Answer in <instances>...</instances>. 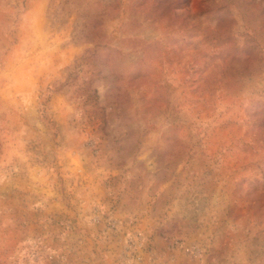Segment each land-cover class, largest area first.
Here are the masks:
<instances>
[{
  "label": "rangeland",
  "instance_id": "374dc122",
  "mask_svg": "<svg viewBox=\"0 0 264 264\" xmlns=\"http://www.w3.org/2000/svg\"><path fill=\"white\" fill-rule=\"evenodd\" d=\"M0 264H264V0H0Z\"/></svg>",
  "mask_w": 264,
  "mask_h": 264
}]
</instances>
